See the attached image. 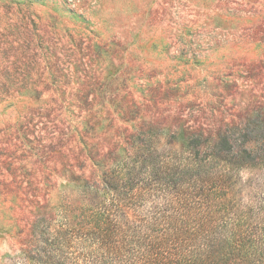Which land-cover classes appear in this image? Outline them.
<instances>
[{
	"label": "rangeland",
	"instance_id": "374dc122",
	"mask_svg": "<svg viewBox=\"0 0 264 264\" xmlns=\"http://www.w3.org/2000/svg\"><path fill=\"white\" fill-rule=\"evenodd\" d=\"M0 83L2 264L62 183L77 117L52 98H88L103 146L264 121V0H0Z\"/></svg>",
	"mask_w": 264,
	"mask_h": 264
},
{
	"label": "trees",
	"instance_id": "16d2710c",
	"mask_svg": "<svg viewBox=\"0 0 264 264\" xmlns=\"http://www.w3.org/2000/svg\"><path fill=\"white\" fill-rule=\"evenodd\" d=\"M51 101L77 117L63 134L62 183L2 264H264V121L142 125L103 146L88 98Z\"/></svg>",
	"mask_w": 264,
	"mask_h": 264
}]
</instances>
